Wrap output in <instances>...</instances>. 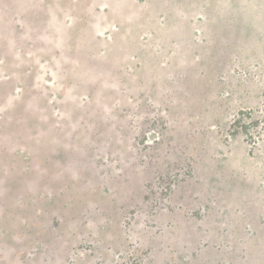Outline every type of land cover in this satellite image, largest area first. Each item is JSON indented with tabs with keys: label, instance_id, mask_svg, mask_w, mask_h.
Wrapping results in <instances>:
<instances>
[{
	"label": "rangeland",
	"instance_id": "374dc122",
	"mask_svg": "<svg viewBox=\"0 0 264 264\" xmlns=\"http://www.w3.org/2000/svg\"><path fill=\"white\" fill-rule=\"evenodd\" d=\"M60 1L0 0V264H244L262 258L264 223L257 216L264 221V204L254 193L245 192L238 203L197 187L195 173H209L211 167L203 169L194 150L187 153L193 158L189 167H161L175 172L169 193L168 183L152 180L158 174L149 172L150 147L162 134L175 145L173 160L180 158L176 148L194 119L178 116L185 89L210 98L214 84H207V78L215 81L238 65H227L237 55H217L221 60L214 68L205 54L210 42L198 51L186 40L193 29L205 40L217 38L212 39L215 31L206 20L216 12L224 21L231 13L230 0H219L218 6L207 1L198 5V0L171 6V0H153L148 11L135 10L130 0ZM191 5L196 6L193 11L202 6L203 12L187 11ZM160 10L175 14L178 26L188 18L191 24L178 27L181 35H175L172 24V32L165 34V25L155 21ZM27 12L30 17L42 14L40 22L31 18L34 23H27ZM139 15L146 16L140 26L135 19ZM13 17L21 19L20 30L6 32L1 23L13 26ZM134 28L144 30L145 43H155L156 50L170 45L171 54L179 55L182 47L191 48L187 56L196 65L186 76L189 80H182L181 71L190 61L180 60L174 63L178 73L170 87L156 84L160 76L150 90L135 86L130 55L156 52L145 49L138 37L131 42ZM260 28L264 33V26ZM219 39L216 47L223 46ZM234 48L240 51V45ZM262 49L264 42L257 55ZM251 63L243 62L236 72L242 80L249 73L252 85L264 77V70ZM136 78L145 81L144 75ZM189 101L197 107L194 99ZM165 106L174 115L165 113ZM156 119L165 130L160 126L152 133L149 124ZM16 120L17 125L6 129V121ZM182 121L185 132L179 128ZM166 141L158 155L167 149ZM189 141L195 143L196 135ZM195 146L199 149L198 142ZM235 155L244 153L238 149ZM192 171L187 178L185 173ZM224 208L226 213L219 215ZM256 238L259 245L252 244ZM236 250L240 255L234 259Z\"/></svg>",
	"mask_w": 264,
	"mask_h": 264
},
{
	"label": "trees",
	"instance_id": "16d2710c",
	"mask_svg": "<svg viewBox=\"0 0 264 264\" xmlns=\"http://www.w3.org/2000/svg\"><path fill=\"white\" fill-rule=\"evenodd\" d=\"M28 1L29 0H27V2ZM174 1L175 2L173 3L171 0V6L181 3L183 0ZM205 1L209 3L212 2L213 5H215L219 0H198L200 3L198 5L205 3ZM132 2L133 0H130V6L137 11L151 10V6L154 3L153 0L152 2L150 0L147 6H141L140 3ZM238 2L243 4L240 5L242 8L239 6ZM186 3L192 2L188 0ZM130 6L128 8H131ZM216 6H218V4H216ZM228 6L231 8V13L225 15L226 19H224V21L221 22L223 15L216 12H214L213 15L209 13L211 16H209L206 20L207 23H209L208 25L211 26V29L215 31L212 39L220 36L219 40H223V42L220 41L219 45H223L222 47H216V45H214L217 43V38L213 39L212 42L210 39L205 40L202 36L203 33L201 35L200 31L196 29L192 30V34L186 33V40L189 42V45L193 43V46L199 47L198 51L205 50V47H202V44L210 42L209 53L205 54L209 55L207 59H210V66L215 64L214 68L218 67V63L221 60V58L216 57L217 55H237L236 60L232 63H228L227 65L235 66L238 62V69H236L237 66H235V69H232L233 72H230L229 70L226 75H224V73L217 75L215 81L207 78V84H214V90L212 91L213 95L210 98L207 97V95L205 98V95L203 94L201 96H194V92L199 93V91H192L193 89L190 90L189 88L185 89L187 91L186 95H183L185 104L178 107V110L182 107L181 111L178 112V116L180 113H183L186 117L189 116V118L192 117L194 119L189 122L188 129L187 123L182 127L183 122L185 121H182L179 126L182 132H185V129H187V133H185L182 143L179 144V147L176 148L175 152L180 158L176 161L173 160L170 152H173L172 148L175 145L171 144V142L168 143L162 134V136L160 135L161 137L155 141L153 146L150 147L152 153H150L149 156L152 158L153 163L150 165L151 169L149 172L151 175L154 171V175L158 174V177L152 180H157L160 184L168 183L165 185V192L169 193L173 187L171 184H175L174 182L176 176H173L175 172L169 168L168 169L170 171H164L161 167L166 168L170 165L174 166L175 170L189 167L190 161L193 162V158L187 156V153L189 152L192 154L194 150L196 155L198 152L200 153L197 156L198 159L196 162L202 164V167L203 169L205 168V170L208 166L209 168L211 167L209 173L207 171L206 173H195L196 178H194V182L197 187L204 186V190L207 189V194L212 193L218 198H223V196H225L227 199H233L238 203H240L239 199L245 194V192L250 191V193H254L256 198H258L257 202L259 204H264V198L259 199L261 196L264 197V77L260 76V78L253 80V84L251 85L249 73L245 80H242L238 77V73L236 72L240 70V65L243 64V62L246 63L247 61H252V65L250 64V66L255 67L256 69L264 70V49H262L261 54L257 55L258 45L264 42V33H261V30L263 31V29L260 28L261 25L264 26V0H230ZM195 7L196 6H194V8ZM194 8H192V5L189 7L187 6V11H192V13L203 12L202 6L198 7L197 11H193ZM200 14L203 13H199V16L201 17L205 16ZM174 15L175 14H168L166 11L160 10L155 16V21L165 25L162 28V32L165 34L172 32L170 31V26L173 24L171 27L175 31V35H181L178 27L191 24V19H182L181 17L182 20L178 26V21L175 22L174 20L178 17H174ZM41 16L42 14L39 15L38 13H32L30 17L29 12H27L26 22H40ZM145 17L142 15L135 17L139 26L145 21ZM13 18L12 20H15L13 22V26H10L8 21H6V23L5 21L1 23L2 26L5 24L4 29L6 32L12 28L18 30L21 26V19ZM31 18L34 22H32ZM143 31L144 30L140 31L139 29L134 28L131 36V42L138 37L141 40L143 47L145 49L149 48L152 51H155L156 55H138V53L130 55V53H128L131 57L129 72H133V77H135L133 79V84H136L135 86L144 84L149 90L156 84L162 87H170V82L174 80L173 74L178 73V69L175 67L174 63L180 60L190 61V63L184 66L181 71L184 74L182 80H189L186 76L187 74L189 75L192 73V70L196 65V60L187 56L192 55L190 54L192 49L190 48L189 51L188 47H182L179 51V55H172L169 48L170 45L166 46L161 44L160 50H156L155 43L150 44V46L148 43H145L147 39L145 36H142L145 33ZM216 33H218V35ZM4 35L5 33L3 36ZM11 35H13V33H11ZM7 36L8 34L6 37ZM191 37H193L194 41H192ZM237 45H240V51H235L234 47ZM141 51L143 50H137V52ZM198 51L194 54L196 55ZM158 53H162V55H157ZM91 56L94 57L95 54L93 53ZM133 65L134 68H132ZM182 65H180V70ZM2 69H4V67H2ZM142 75H144L145 78L144 83L143 80H139V82H137L136 77ZM155 76H160L157 82L155 80ZM215 77L216 76H214V78ZM245 82L250 83L246 84ZM189 85L190 82H188V86ZM128 86L129 83H127V87ZM188 97L189 99H194L195 103H197L196 108L194 103L191 104V101L188 102ZM195 110L197 112L196 114ZM169 111L170 108L165 106V113H169ZM169 115H174V113H169ZM5 124L6 129L11 130V126L17 125L18 123L16 120L11 121L10 123L6 121ZM162 124L163 122L159 119L152 121L149 124L150 127H153L152 133L155 132L156 127L160 126L162 131L165 130ZM167 130L169 132V129ZM147 132L144 135H146ZM195 135V143L193 141L190 142L189 139L193 140ZM18 137L20 138V136ZM144 139L145 137H142L139 142H142L143 144ZM165 141L167 143V149H163V153L158 155L157 150L162 152L161 148H163L162 146L165 144ZM197 142L199 149L195 146ZM238 149L243 151V157L235 155V151ZM177 163L180 165H176ZM158 164L159 167H157ZM185 174H187V178H192L193 171ZM170 186L172 187L170 188ZM218 198L216 199L218 200ZM199 202L201 203V201ZM227 207L228 206H226V209ZM226 209L224 208L223 212L221 211L218 214L223 215ZM257 217L262 225L264 223L262 216L259 215ZM17 226L18 229H20L22 226L21 222H19ZM16 230L17 228L15 231ZM224 232L225 231H223V233ZM246 233L247 235H254V232L249 231V229ZM258 235H262V233L258 232ZM219 239L220 237L214 238L216 242H218ZM220 244L222 248L223 242L220 241ZM252 244L259 245V239L256 238ZM226 247V245H223L224 250ZM233 248L236 249L235 246ZM239 253L240 252L237 251V253L230 254L232 258L236 259L239 257ZM261 256L262 258H259L256 261L251 260V263L248 261V263L244 264H264V253H262Z\"/></svg>",
	"mask_w": 264,
	"mask_h": 264
}]
</instances>
